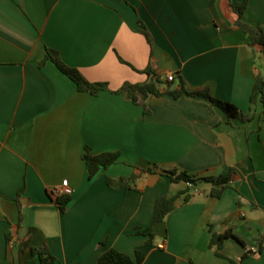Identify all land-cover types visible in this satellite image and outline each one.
Returning <instances> with one entry per match:
<instances>
[{"label": "crops", "instance_id": "1", "mask_svg": "<svg viewBox=\"0 0 264 264\" xmlns=\"http://www.w3.org/2000/svg\"><path fill=\"white\" fill-rule=\"evenodd\" d=\"M243 0H0V264H96L109 248L141 264H264V104L250 97L261 46L238 25L231 3ZM245 21L264 31V0H249ZM142 21L150 40L142 33ZM110 91H79L47 49ZM175 75L190 90L211 94L252 116L233 119L192 96L140 104L119 92ZM118 152L119 162L90 178L82 158ZM143 172L130 188L111 187ZM215 176L234 170L221 197L212 184L197 190L163 171ZM68 179L72 201L62 212L53 190ZM187 191L152 244L159 197ZM231 229L216 253L212 233ZM242 242H240L238 239ZM250 252V253H249ZM249 253L247 256H245Z\"/></svg>", "mask_w": 264, "mask_h": 264}, {"label": "trees", "instance_id": "2", "mask_svg": "<svg viewBox=\"0 0 264 264\" xmlns=\"http://www.w3.org/2000/svg\"><path fill=\"white\" fill-rule=\"evenodd\" d=\"M249 0H243L240 3H231V7L235 13L238 15L237 25L251 38V46L256 45L261 46L260 58L264 60V31L261 27L255 26L247 21H245V14L248 8ZM142 33L150 40V34L147 31L146 26L140 20ZM47 61H52L55 65L68 77H70L77 85L79 91L88 92L93 95H97L103 91H110L109 86L105 82H90L88 81L82 72L75 67H71L66 64L61 58L57 50L48 48L46 56L41 64ZM149 75H153L150 81L141 84H131L126 83L123 88L119 91L124 93L127 98H129L133 103L140 104L145 101L149 96H163L164 93L160 90V85L163 84L161 76L154 73L151 70L146 71ZM172 82L173 81H169ZM166 93L172 95L174 98H180L182 96H192L205 100L207 106L210 109L217 106L221 108L228 116L229 121L232 122L233 119H239L243 122L252 119V116H246L240 108L231 102L224 101L214 97L211 94L210 88L205 87L197 90H190L183 79L179 80L176 88L168 90ZM258 100L262 101L264 104V77L261 72H259L255 78L253 85L252 94L250 97L251 103H256ZM120 154L118 152H104L95 154L90 147H85L83 151L82 158L86 163L87 171L89 177H94L102 169H107L111 165L119 162ZM152 168L141 169L139 173H133L129 177H122L119 180H114L108 178V183L111 187L119 188L126 187L130 188L135 183L136 179L143 172H151ZM234 170L231 169L225 174L215 175V176H201L192 174L186 170L173 169L170 171H163L162 176L168 177L172 182L179 183L184 182L192 185L190 189H196L201 183L212 184V195L215 197H221L225 189L228 187ZM184 196V201L190 198V194L187 191L175 194L173 196H161L157 199L155 205L154 218L151 223L146 228H139L137 232L148 236L149 239L147 244H152V240L155 238L154 227L159 221H165L166 217L177 207L179 199ZM72 201V196L69 194H62L56 197L55 203L59 209L64 212L67 210V206ZM235 237L232 230L229 229L225 233H212L210 239V246L215 247L216 253L220 254L218 250L222 248L225 239ZM237 238V237H236ZM238 239V238H237ZM242 242L240 239H238ZM243 243V242H242ZM33 253L38 254L41 257L42 264H53L57 261L56 257L53 256L47 248H34ZM250 253V252H249ZM247 253L245 256H247ZM144 260V254L137 251L135 255H130L121 252L115 248H109L105 250L99 257L96 264H141Z\"/></svg>", "mask_w": 264, "mask_h": 264}, {"label": "built area", "instance_id": "3", "mask_svg": "<svg viewBox=\"0 0 264 264\" xmlns=\"http://www.w3.org/2000/svg\"><path fill=\"white\" fill-rule=\"evenodd\" d=\"M166 80L167 81H174L175 80V75L173 73L167 74L166 75ZM197 190V188L195 189ZM73 192L72 187L69 184L68 179L63 180V183L61 185V187L56 188L53 190V193L56 195H62V194H69L71 195Z\"/></svg>", "mask_w": 264, "mask_h": 264}, {"label": "water", "instance_id": "4", "mask_svg": "<svg viewBox=\"0 0 264 264\" xmlns=\"http://www.w3.org/2000/svg\"><path fill=\"white\" fill-rule=\"evenodd\" d=\"M154 231L158 236L165 237L166 235L165 222L164 221L157 222L155 224Z\"/></svg>", "mask_w": 264, "mask_h": 264}, {"label": "rangeland", "instance_id": "5", "mask_svg": "<svg viewBox=\"0 0 264 264\" xmlns=\"http://www.w3.org/2000/svg\"><path fill=\"white\" fill-rule=\"evenodd\" d=\"M162 85H164L167 88H174L176 85V81L175 82H170V83H163Z\"/></svg>", "mask_w": 264, "mask_h": 264}]
</instances>
